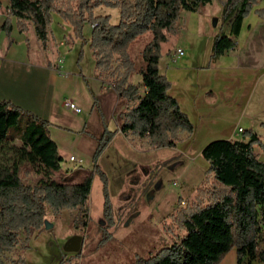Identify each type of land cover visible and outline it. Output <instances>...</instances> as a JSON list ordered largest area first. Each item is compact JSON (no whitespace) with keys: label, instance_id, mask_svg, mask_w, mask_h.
Returning <instances> with one entry per match:
<instances>
[{"label":"trees","instance_id":"16d2710c","mask_svg":"<svg viewBox=\"0 0 264 264\" xmlns=\"http://www.w3.org/2000/svg\"><path fill=\"white\" fill-rule=\"evenodd\" d=\"M5 1L8 10L0 31L7 45L12 42L9 18L13 17L20 34L27 31L26 23L31 24L35 40L45 51L52 15L57 16L70 28L66 38L79 42L76 66L82 57V47L87 44L97 76L110 80L112 90L123 103L115 116L117 130L110 131L102 125L98 134L80 132L95 144L90 158L91 170L77 183H70L51 177L60 172L62 159L48 135V123L0 100V264H27L20 255L14 259L5 255L16 247L21 252L29 249L33 233L43 227L46 211L53 217L64 210L75 211L72 226L84 227L88 217L85 204L94 176L101 183L104 228L113 226L107 178L98 159L117 131L124 137L143 139L155 150L174 149L182 141L181 134L191 135V123L167 94L170 82L158 73L159 46L168 36L175 35L181 11L195 13L210 0ZM257 2H221L220 20L228 26V34L213 36L207 68L233 47L232 39L251 11L262 17V10H252ZM98 8L117 11V22L110 23L109 15H95L94 10ZM84 25L90 27L87 40L82 34ZM145 33H150V40L138 53L140 61L136 65L130 60L127 48ZM132 75L139 77L143 92L129 82ZM20 117L26 118L23 126L15 135L7 134ZM259 126L264 129V122ZM253 147L264 153V144L249 130L242 132L237 140H215L206 144L199 153L207 164L205 177L196 189L193 202L169 216L177 233L172 235L168 246L132 264H219L231 250H234L235 264L251 261L264 264V163L257 160ZM178 157L156 163L143 189L151 185L159 167ZM21 171L36 175L38 180L33 185L22 183ZM168 227L164 226L162 231L172 233ZM69 260L60 259L57 264H69Z\"/></svg>","mask_w":264,"mask_h":264},{"label":"crops","instance_id":"0c3cea01","mask_svg":"<svg viewBox=\"0 0 264 264\" xmlns=\"http://www.w3.org/2000/svg\"><path fill=\"white\" fill-rule=\"evenodd\" d=\"M222 1L216 0L220 13ZM0 2L1 26L8 8L5 0ZM252 10H262V17H257L251 11L242 20L237 36L232 39L233 47L224 51L211 68L206 66L215 34L210 40L207 57L200 64H193L188 59L172 60L174 50L180 49L177 43L170 41L174 36L168 37L159 46L158 73L170 82L167 94L176 101L179 110L193 127L191 135H180L182 142L173 150L176 155L192 156L203 170H206L207 164L199 153L209 142L237 140L240 134L236 133V129L242 132L249 130L257 137L264 134V129L259 126L260 122H264V0H258ZM9 19L10 45H7L4 33L0 31V100L48 123V135L56 146L58 156L62 160L69 156L81 160L77 165L81 171H68L60 167L59 172L60 179L77 183L85 174L82 172L84 169L85 172L90 171L91 166L83 167L82 160H90L95 148V144L80 132L86 130L98 134L102 125L110 131L117 130L115 116L120 111L117 109L119 103L121 108L123 103L112 90L110 80L97 76L87 44L82 47V57L76 66L79 42L63 41V35L67 36L70 32L67 25L56 23L58 27H63L64 33L59 41L56 40L51 51H42L30 23H26L27 31L20 34L15 28L14 18ZM225 26L227 35L228 26ZM82 34L87 40L90 27L84 25ZM133 77L129 78V82L135 84ZM66 101L73 103L79 113L69 111L64 106ZM131 139L135 138L124 137L117 131L99 157L98 164L104 161L107 167V154L110 152L115 153L119 161L121 151L114 149V144L131 147V143H135ZM253 150L257 160L264 163V153L259 150V154L255 147ZM131 166V170L137 168ZM225 256L219 264H233V259L235 264V254L228 262ZM250 264L259 263L251 261Z\"/></svg>","mask_w":264,"mask_h":264},{"label":"rangeland","instance_id":"374dc122","mask_svg":"<svg viewBox=\"0 0 264 264\" xmlns=\"http://www.w3.org/2000/svg\"><path fill=\"white\" fill-rule=\"evenodd\" d=\"M218 8L219 4L216 0H212L210 4L201 7L195 13L180 12L176 22L178 26L176 33L170 41L177 43V47L182 49L184 55L173 57L172 60L188 59L193 64H200L204 58L206 59L213 34H225L226 30V26L220 20ZM94 14L109 15L110 23L117 22L115 10L98 8L94 10ZM214 21L215 25H213ZM57 22L64 24L57 16L52 15V23L48 27L47 34L48 47L46 46L45 51H51V48L55 47L56 40L59 41L60 35L64 33L63 27H58ZM62 39L68 43L69 39L66 36L63 35ZM149 40L150 33H145L135 38L128 46L129 58L136 65L140 61L138 53ZM133 78V83L139 87L140 92H143L138 81L139 77L134 75ZM117 109H122L121 103ZM25 121V117H20L15 125L9 127L7 134L15 135ZM257 138L264 143V134H259ZM135 139H131V142H135L131 143V147L114 144L113 148L121 151L122 159L119 156L118 161L116 154L110 152L107 154L109 156L107 167L104 161L99 163L101 171L107 178L114 221L112 227L104 228L105 223L101 215V183L94 176L85 204L88 217L84 227L72 226L75 211L64 210L57 217L46 211L45 221L51 224V228L44 230L42 227L39 232L33 233L27 251L21 252L16 247L5 255L6 258L14 259L20 255L27 264H57L60 259H70L69 264H132L136 259H145L160 248L168 246L172 241V235L177 233L169 216L179 207L193 202L196 189L205 177V170L197 160L191 158L192 156L178 155L177 159L159 167L151 185L144 190L143 186L147 182L149 171L155 164L177 155L173 149H151L145 140ZM255 150L261 154L258 147H255ZM131 165L137 168L131 170L133 168ZM82 166L90 167V160L84 158ZM60 167L68 171L80 170L77 165L67 162V159L60 162ZM85 171V169L82 171L83 174L86 173ZM60 176L59 173H55L51 177L59 181L62 180ZM19 177L22 183L29 185H33L38 180L36 175L25 174L23 171L19 173ZM168 225L169 230L173 232L167 234L162 230ZM19 239H22V235H19ZM75 240L78 241L77 249L74 252L64 251L66 244L69 242L76 244ZM233 254L231 250L225 256L226 262L232 260Z\"/></svg>","mask_w":264,"mask_h":264},{"label":"built area","instance_id":"2783aa9c","mask_svg":"<svg viewBox=\"0 0 264 264\" xmlns=\"http://www.w3.org/2000/svg\"><path fill=\"white\" fill-rule=\"evenodd\" d=\"M173 54H174L175 57H180V56L183 55V51L181 49H175L174 52H173ZM64 106L69 111H71L73 114L79 113V109L73 103H70V102H67L66 101L64 103ZM236 133L237 134H241L242 133V130L241 129H236ZM67 162L72 163V164H75V165H79L81 163V160H78V159L74 158L73 156H69L67 158Z\"/></svg>","mask_w":264,"mask_h":264},{"label":"water","instance_id":"95a60500","mask_svg":"<svg viewBox=\"0 0 264 264\" xmlns=\"http://www.w3.org/2000/svg\"><path fill=\"white\" fill-rule=\"evenodd\" d=\"M213 25H215V21L213 22ZM43 227L44 230H49L51 228V224H48L46 221L43 222ZM77 240H75L76 242ZM78 246V241L76 244H74L73 242H69L66 244V246L64 247V251L66 252H74L77 249Z\"/></svg>","mask_w":264,"mask_h":264}]
</instances>
